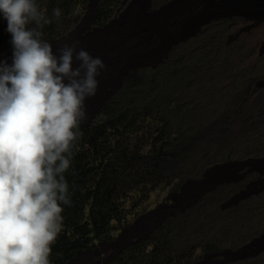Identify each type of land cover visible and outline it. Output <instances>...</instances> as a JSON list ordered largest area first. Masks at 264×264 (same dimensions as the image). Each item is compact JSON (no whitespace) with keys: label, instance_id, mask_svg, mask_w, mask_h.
<instances>
[{"label":"rangeland","instance_id":"1","mask_svg":"<svg viewBox=\"0 0 264 264\" xmlns=\"http://www.w3.org/2000/svg\"><path fill=\"white\" fill-rule=\"evenodd\" d=\"M47 1L39 8L46 18ZM68 1L58 5L56 28L40 29L52 50L65 35L68 45L90 48L113 37L117 51L127 48L97 75V91L102 81L112 85L93 113L98 96L86 98V124L105 119L98 112L107 100L115 111L132 104L150 112L137 121L151 134L141 153L156 135L167 154L159 173L141 166L132 176L144 174L147 184L132 186L113 239L65 264H104L144 239L150 252L152 237L163 246L161 263L169 255L174 264H264V0ZM103 7L111 17L97 26Z\"/></svg>","mask_w":264,"mask_h":264},{"label":"clouds","instance_id":"2","mask_svg":"<svg viewBox=\"0 0 264 264\" xmlns=\"http://www.w3.org/2000/svg\"><path fill=\"white\" fill-rule=\"evenodd\" d=\"M0 18L12 48L0 55V264H50L71 204L64 173L105 66L75 46L55 55L40 39L51 21L35 0H0Z\"/></svg>","mask_w":264,"mask_h":264},{"label":"trees","instance_id":"3","mask_svg":"<svg viewBox=\"0 0 264 264\" xmlns=\"http://www.w3.org/2000/svg\"><path fill=\"white\" fill-rule=\"evenodd\" d=\"M103 1L107 0H102V3ZM35 2L39 9L42 0ZM58 5L69 7L70 2L47 1L46 7L50 14L47 18L52 17L51 23L47 26H52V30L56 28L61 17L60 15L57 18L53 14V10L57 9ZM111 11L112 9L104 7L97 9L94 16L95 23L98 26L103 25L111 17ZM33 26V24L29 25V27ZM5 29L6 21L0 18V54L12 51L11 37ZM56 33L58 32L53 35ZM48 40L50 38L41 41L48 43ZM131 82L135 81H126L123 86L127 87ZM111 102L113 101H105L98 112L104 114L105 119L94 120L89 124L83 119L80 123V137L72 150L71 166L64 173L69 186L71 204L62 205L63 228L51 246L50 264H64L72 257L89 251L96 243L108 244L113 239L114 224H119L118 228L123 225L127 215L124 203L126 199H131L129 191L132 186L138 189L140 185L147 184L144 174L140 181L133 179L132 176L142 172L141 166L147 172L159 173L166 163L167 151L164 150L163 141L160 144L156 143L159 141L156 135L153 136L148 151L141 153L144 142L148 141L151 134L146 136L145 133L140 132L137 121L142 118L141 115H148L150 112L142 113L139 108L131 106L132 104L115 111ZM143 162L147 166H144ZM159 234L160 237L166 236L165 232ZM152 239L155 241V246L150 252H145L142 244L144 239L124 247L104 264L161 263L157 260L160 257L166 258V255L160 254L163 246L157 243L156 238L152 237ZM167 259L161 264L172 263L169 255Z\"/></svg>","mask_w":264,"mask_h":264},{"label":"bare ground","instance_id":"4","mask_svg":"<svg viewBox=\"0 0 264 264\" xmlns=\"http://www.w3.org/2000/svg\"><path fill=\"white\" fill-rule=\"evenodd\" d=\"M200 15H203V14H200ZM206 20V18L203 16L201 19H200V22ZM77 28H79V25H77ZM68 37V35H65L63 37H61L60 39L56 40L57 42H62V46L58 47L57 49H53L52 51L54 52L55 55L59 56L60 54V50L65 46H75V51L78 52L80 51L81 49L87 51L92 57H98L102 60L103 64H104V69L101 70L99 72V75H104V72H106V69H107V72L110 68V65H114L115 62H118L119 61V58L122 56L124 57V54L127 50V48H123L122 50L120 51H117V47L120 45L118 44L119 43V40L118 38H109L108 40L102 42V43H99L98 46H94V47H90V48H86L84 46V44L82 43H79L77 41H74V42H71V45H68L67 42H66V38ZM107 55L114 57L115 60H112V61H106V58H107ZM133 59V58H132ZM135 59V57H134ZM73 61L76 62L75 65L73 66V68H76L78 66V61L75 59V53H74V56H73ZM109 67V68H108ZM110 78L113 80L115 79L114 77L110 76ZM112 85V81H107L106 84L104 83V81H102V91L99 92L97 91L96 89V92H95V100H94V104L90 106L91 110H92V107L94 105H99L105 98L106 94L108 92L107 88L106 87H111ZM114 88V87H113ZM117 89V88H116ZM105 90V93L103 92ZM115 90V89H114ZM112 92V91H111ZM105 94L103 95L100 100H99V95L101 94ZM109 93V92H108ZM108 95V94H107ZM96 107H94V110H95ZM92 110V113L93 111ZM199 181V180H198Z\"/></svg>","mask_w":264,"mask_h":264}]
</instances>
